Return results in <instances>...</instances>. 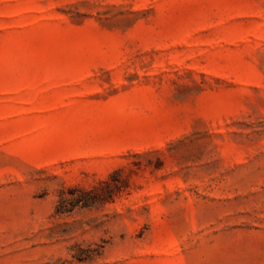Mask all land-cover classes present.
<instances>
[{
  "label": "rangeland",
  "instance_id": "rangeland-1",
  "mask_svg": "<svg viewBox=\"0 0 264 264\" xmlns=\"http://www.w3.org/2000/svg\"><path fill=\"white\" fill-rule=\"evenodd\" d=\"M0 264H264V0H0Z\"/></svg>",
  "mask_w": 264,
  "mask_h": 264
},
{
  "label": "trees",
  "instance_id": "trees-1",
  "mask_svg": "<svg viewBox=\"0 0 264 264\" xmlns=\"http://www.w3.org/2000/svg\"><path fill=\"white\" fill-rule=\"evenodd\" d=\"M109 184V183H108ZM117 185V184H116ZM118 189L119 187L116 186ZM99 193L96 191L82 192L78 198L75 199V203H82L84 206H90L95 203L96 199L99 198ZM61 213L62 211L59 210Z\"/></svg>",
  "mask_w": 264,
  "mask_h": 264
}]
</instances>
